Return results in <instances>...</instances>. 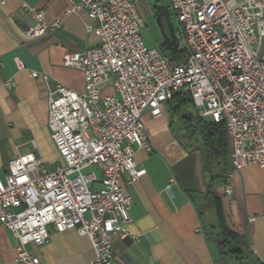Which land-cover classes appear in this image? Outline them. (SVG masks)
Wrapping results in <instances>:
<instances>
[{
	"label": "built area",
	"instance_id": "built-area-1",
	"mask_svg": "<svg viewBox=\"0 0 264 264\" xmlns=\"http://www.w3.org/2000/svg\"><path fill=\"white\" fill-rule=\"evenodd\" d=\"M17 1L34 20L29 39L60 27V20L48 25L42 10ZM68 2L65 14L83 12L99 44L62 55L64 67L82 74L80 92L60 84L48 90L47 127L63 165L48 170L34 157L11 159L0 178V225L16 241L17 264H41L27 247L45 245L50 228L87 237L91 264H121L114 242L134 239L122 178L132 185L145 175L134 161L136 150L151 152L144 118L162 117L175 94H188L198 116L224 125L234 172L264 169V0H169L185 43L178 62L143 43L137 0ZM107 85L112 94L102 95ZM174 183L168 180V193Z\"/></svg>",
	"mask_w": 264,
	"mask_h": 264
},
{
	"label": "crops",
	"instance_id": "crops-1",
	"mask_svg": "<svg viewBox=\"0 0 264 264\" xmlns=\"http://www.w3.org/2000/svg\"><path fill=\"white\" fill-rule=\"evenodd\" d=\"M25 2L44 12V23L60 20L61 25L29 39L25 31L34 20L17 0H0V178L7 173L9 161L17 157H34L48 170L63 165L47 127L48 90L60 84L80 92L82 74L64 67L62 55L66 50L82 52L99 44L94 32L87 31L90 22L83 12L65 14L70 8L68 0ZM137 2L145 21L143 29L148 28L154 41L152 48H160L162 41L150 0ZM157 2L170 10L169 0ZM15 59L23 69H17ZM31 72L39 77L32 78ZM9 80L15 83L10 89L4 87ZM103 94H112L110 85L103 87ZM144 131L151 152L136 150L134 161L145 169V175L132 185L127 184L125 176L122 178L132 200L127 230L134 239L114 242L116 260L121 264H218L216 241L210 239L206 228L217 229L220 218L211 208L215 215L209 211L204 220L197 206L196 198L202 201L205 191L198 152L187 151L176 139L166 106L162 117L144 118ZM224 177V184L212 191L221 221L239 237L242 258L250 264H264V169L246 165L234 172L227 158ZM170 178L175 183L168 193L165 186ZM226 185L231 188L230 194L224 193ZM49 231L45 245L27 247L41 264L92 263L95 254L87 237L73 230ZM15 245L14 238L0 225V264H17Z\"/></svg>",
	"mask_w": 264,
	"mask_h": 264
},
{
	"label": "trees",
	"instance_id": "trees-1",
	"mask_svg": "<svg viewBox=\"0 0 264 264\" xmlns=\"http://www.w3.org/2000/svg\"><path fill=\"white\" fill-rule=\"evenodd\" d=\"M183 51L172 52L170 59L178 62L182 59ZM169 118L175 114L179 117L185 127L184 131L191 135H198L201 147L187 150L198 152L200 158V170L205 182L204 197H210L208 207L214 208L220 222L219 241L216 246L219 254H226L239 262L243 256L240 248V239L237 235L228 230L221 221L220 207L216 199L212 197V191L216 186L224 184L225 162L229 156L230 148L225 127L222 123L206 121L196 115L193 102L188 94H175L171 100L165 104ZM191 110V112H189ZM193 110V111H192ZM194 121V123H192Z\"/></svg>",
	"mask_w": 264,
	"mask_h": 264
},
{
	"label": "rangeland",
	"instance_id": "rangeland-1",
	"mask_svg": "<svg viewBox=\"0 0 264 264\" xmlns=\"http://www.w3.org/2000/svg\"><path fill=\"white\" fill-rule=\"evenodd\" d=\"M171 21H172L173 26H174L175 36L177 37L178 42H179L178 51H183V49L185 47V43H184L181 27L177 23L175 16L172 13H171ZM167 33H168V31H167ZM140 35H141V39H142V41L146 47H148V48L154 47V41H153L151 34L148 31V28L142 29L140 32ZM162 53L167 57L173 56L171 51L165 50L163 48H162ZM189 112H191V110ZM196 115H198L197 112H196ZM205 120L209 121L210 118H206ZM192 123H194V121H192ZM170 126H171L172 133L174 134L176 139L182 144V146L186 150H193V149H197V148L199 149L201 147V141H200L198 135H191L189 132L184 131L183 128L185 127V125L182 124V122L180 121V119L177 115H175V114L171 115ZM93 169H95V168L93 167ZM217 187L219 188V186H216V188ZM210 198H211V196L207 197V198L204 197L202 201H200L199 198H196L197 206H198L200 212L202 213L204 220H205V218H207L209 211H211V214H213V216L215 215L213 213L212 209L207 206ZM206 232L208 233V236L210 237V239H213L214 241H216V240L219 241V237H218L219 230L218 229H215V228L214 229L213 228L207 229L206 228ZM217 259H218V264H250L249 262H247L243 258H241V260L239 262H237L236 260H234L233 258H231L230 256H228L226 254H219L218 253Z\"/></svg>",
	"mask_w": 264,
	"mask_h": 264
},
{
	"label": "water",
	"instance_id": "water-1",
	"mask_svg": "<svg viewBox=\"0 0 264 264\" xmlns=\"http://www.w3.org/2000/svg\"><path fill=\"white\" fill-rule=\"evenodd\" d=\"M150 6L155 11V23L161 39L160 48L171 52H177L179 42L174 33V26L171 21V11L168 7L159 5L157 0H150ZM162 20L164 23H162ZM168 31V33H167Z\"/></svg>",
	"mask_w": 264,
	"mask_h": 264
}]
</instances>
